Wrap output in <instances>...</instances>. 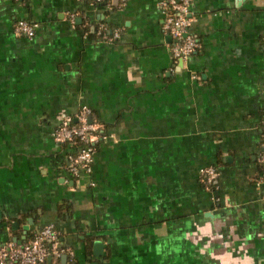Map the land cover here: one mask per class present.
Listing matches in <instances>:
<instances>
[{"label": "crops", "instance_id": "crops-1", "mask_svg": "<svg viewBox=\"0 0 264 264\" xmlns=\"http://www.w3.org/2000/svg\"><path fill=\"white\" fill-rule=\"evenodd\" d=\"M159 1L0 0V242L52 225L59 264H264V0H191L184 62ZM81 106L104 136L73 177L51 133Z\"/></svg>", "mask_w": 264, "mask_h": 264}, {"label": "built area", "instance_id": "built-area-1", "mask_svg": "<svg viewBox=\"0 0 264 264\" xmlns=\"http://www.w3.org/2000/svg\"><path fill=\"white\" fill-rule=\"evenodd\" d=\"M126 0H120L123 5ZM191 0H160L158 7L162 15V29L171 37L169 51L174 59L186 61L194 53L199 43L190 30L193 21L190 11ZM15 33L32 38L35 25L26 20L14 23ZM96 34L105 41H112L119 36V31L107 33L99 25ZM262 141L260 143L259 162L264 176V120L261 124ZM101 132V135H100ZM52 139L55 143L66 146L65 168L77 177L81 172H89L96 141L103 137L102 127L91 118L86 106H81L73 115L58 113V123L53 129ZM218 172L213 166L200 169L199 181L203 188L212 189ZM70 254L61 245L59 232L52 225H45L35 230L30 238L16 243L12 240L0 242V264H47L48 256L52 264H59L60 257Z\"/></svg>", "mask_w": 264, "mask_h": 264}, {"label": "trees", "instance_id": "trees-1", "mask_svg": "<svg viewBox=\"0 0 264 264\" xmlns=\"http://www.w3.org/2000/svg\"><path fill=\"white\" fill-rule=\"evenodd\" d=\"M92 1H93V0H92ZM100 135H101V132H100ZM64 147L66 148V146H64ZM31 236H32V235H31ZM31 236H30V237H31ZM30 237H29V238H30ZM68 262L70 263V262H72V261L69 260Z\"/></svg>", "mask_w": 264, "mask_h": 264}, {"label": "water", "instance_id": "water-1", "mask_svg": "<svg viewBox=\"0 0 264 264\" xmlns=\"http://www.w3.org/2000/svg\"><path fill=\"white\" fill-rule=\"evenodd\" d=\"M170 37V36H169ZM65 257L64 255L62 256V258ZM47 260H50V256H48Z\"/></svg>", "mask_w": 264, "mask_h": 264}]
</instances>
